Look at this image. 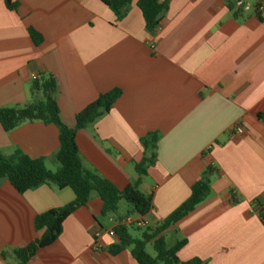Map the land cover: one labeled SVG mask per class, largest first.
<instances>
[{
  "label": "crops",
  "instance_id": "1",
  "mask_svg": "<svg viewBox=\"0 0 264 264\" xmlns=\"http://www.w3.org/2000/svg\"><path fill=\"white\" fill-rule=\"evenodd\" d=\"M134 0L117 20L100 0H0V108L31 102L36 78L59 83L63 121L101 95L121 90L110 112L77 134L84 166L121 189L139 178L142 140L160 136L139 190L152 198L145 217L102 216L93 194L66 219L52 245L22 263L16 252L40 239L37 216L76 199L71 189L42 185L24 194L0 181V264H138L113 231L121 221L155 227L177 210L209 167V196L166 234L186 241L181 262L264 264V0H168L155 32ZM43 42L36 46L29 30ZM237 126L244 134L231 139ZM60 147L55 125L25 122L9 133L0 123V154L49 158ZM57 170V167L54 166ZM102 232L103 250L92 251ZM174 244V245H175Z\"/></svg>",
  "mask_w": 264,
  "mask_h": 264
},
{
  "label": "trees",
  "instance_id": "2",
  "mask_svg": "<svg viewBox=\"0 0 264 264\" xmlns=\"http://www.w3.org/2000/svg\"><path fill=\"white\" fill-rule=\"evenodd\" d=\"M100 1L113 11L117 20L124 18L128 8L134 2V0ZM4 3L8 10H17L18 5L12 0H4ZM137 6L142 12L147 31L155 32L168 10L169 2L168 0H139ZM29 33L36 46L42 44L43 38L38 32L30 29ZM58 92L59 83L56 78L42 76L35 79L31 85L29 104L14 108H0V123L6 133L25 122H42L57 126L60 142L59 150L49 158L30 159L21 152L11 156L0 154V181L6 179L20 194L42 185H54L60 190L71 189L76 196L73 203L36 217L34 227L36 231L43 234L40 239L16 252L22 263L34 257L38 250L55 243L63 232L66 219L85 207L93 194H97L103 203V217L117 215L121 202L131 207L129 214H136L142 218L147 216L153 208L152 198L144 195L139 190V186L140 178L147 175L146 168L156 159L155 149L160 136L153 133L142 140L145 155L142 162L136 165L139 178L134 184L121 189L84 166L78 150L77 134L107 115L121 97L122 91L116 89L101 95L76 115L73 127L68 126L61 117L57 102ZM260 116L264 119V114ZM50 165L56 166L57 170L51 171ZM214 172L213 168H207L202 178L192 187L186 202L159 225L147 227L140 239H135L130 234L133 225L116 227L114 231L119 243L110 247L109 252L112 255H118L126 249H131V254L138 264H204L199 259L181 262L178 254L187 242L178 241L173 247H168L165 234L206 200L211 191V179ZM148 245H152L154 257L147 252Z\"/></svg>",
  "mask_w": 264,
  "mask_h": 264
},
{
  "label": "built area",
  "instance_id": "3",
  "mask_svg": "<svg viewBox=\"0 0 264 264\" xmlns=\"http://www.w3.org/2000/svg\"><path fill=\"white\" fill-rule=\"evenodd\" d=\"M244 1L243 0H238L236 5L237 7H242ZM258 11L259 12H263L264 11V6L261 5L258 7ZM37 79V78H36ZM244 134V128L242 126H237L236 128H234V130H232L231 132V139H236L238 136H242ZM120 225H137L138 227H142L143 223L137 221V222H133L130 220H126V221H121ZM113 234H115V231H113ZM102 238V232H97L94 236V243L92 245V251L93 252H100L103 250V243L101 241Z\"/></svg>",
  "mask_w": 264,
  "mask_h": 264
},
{
  "label": "rangeland",
  "instance_id": "4",
  "mask_svg": "<svg viewBox=\"0 0 264 264\" xmlns=\"http://www.w3.org/2000/svg\"><path fill=\"white\" fill-rule=\"evenodd\" d=\"M49 169L53 172L56 171V168L52 165L49 166ZM132 209L130 206H128L125 202H121L119 204L118 207V213L117 215H122V214H126L127 212H130ZM143 232H145V227L143 228H139L137 225H133V227L130 229V234L132 235V237H134L135 239H140ZM176 242V238L174 237L173 233H170L167 235V243H168V247H173L174 244ZM147 252L151 255V256H155V252L154 249L152 247V245H148L147 246Z\"/></svg>",
  "mask_w": 264,
  "mask_h": 264
}]
</instances>
